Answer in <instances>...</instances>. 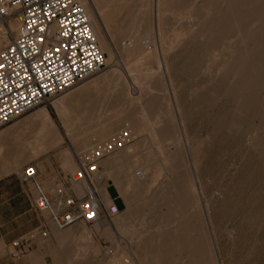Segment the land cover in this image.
I'll use <instances>...</instances> for the list:
<instances>
[{
	"label": "rangeland",
	"instance_id": "1",
	"mask_svg": "<svg viewBox=\"0 0 264 264\" xmlns=\"http://www.w3.org/2000/svg\"><path fill=\"white\" fill-rule=\"evenodd\" d=\"M164 1L86 0L114 51L112 61L92 80L113 70L121 77L84 93L63 114L57 113L55 105L90 81L35 109L49 114L62 138L61 146L48 148L38 159L21 166L13 165L10 173L39 165L57 169L65 182L74 173L64 166L66 159H71L76 169L79 155L108 142L94 132L114 138L127 127L133 140L100 161L105 173L103 162L122 156L116 159L112 178L103 174L105 180L98 187L104 205L110 203L107 190L113 197L119 195L124 205L111 221L101 220L92 226L78 222L65 229H57L49 213L42 214L48 238L13 264H136L137 245L169 246L166 239L176 229L189 237L194 232L205 244L211 243L219 264H264V88L238 96L246 79L234 76L233 68L225 64L232 54H247L251 62H262L264 52L257 54L258 41L254 42L261 31L250 23L229 25V19L219 18L223 8L216 9L215 4L198 23L161 14L158 5ZM196 1L182 3L200 5L203 0ZM254 4L259 6L264 0ZM119 10L120 19L151 30L150 38L155 40V48L145 50L149 55L130 67L116 53L117 42L109 38L100 22L102 17L105 24L114 26ZM120 41L122 44L125 39ZM138 86L140 93L135 89ZM70 126L74 133L90 134L85 147L73 146L66 131ZM27 140L33 141L34 136H25ZM57 178L58 174L48 178L52 186L43 185L42 189L50 195L66 189V184L55 182ZM17 182L12 174L0 176V203L17 193ZM29 186L33 193L32 184ZM6 245H1L0 252L8 256ZM36 248L39 252H34ZM173 262L181 264L175 257Z\"/></svg>",
	"mask_w": 264,
	"mask_h": 264
},
{
	"label": "built area",
	"instance_id": "2",
	"mask_svg": "<svg viewBox=\"0 0 264 264\" xmlns=\"http://www.w3.org/2000/svg\"><path fill=\"white\" fill-rule=\"evenodd\" d=\"M18 25L14 31L11 26ZM106 67L92 33L89 18L76 0H0V129L63 95ZM130 131L121 130L77 158V170L67 176V188L50 195L36 181L37 169L26 165L12 175L32 184L35 211L49 218L57 229L78 222L92 226L111 221L121 211L114 200L104 205L99 185L105 180L99 163L131 144ZM84 183L78 196L74 186ZM40 225L6 245L11 261L21 260L37 242L48 238ZM1 264V263H0Z\"/></svg>",
	"mask_w": 264,
	"mask_h": 264
},
{
	"label": "bare ground",
	"instance_id": "3",
	"mask_svg": "<svg viewBox=\"0 0 264 264\" xmlns=\"http://www.w3.org/2000/svg\"><path fill=\"white\" fill-rule=\"evenodd\" d=\"M76 1H78L82 5L84 11L86 12L89 18L92 33L96 39L99 49L104 55H106L107 57L106 65H108L110 61H112L111 59L113 58V53H114V51L112 53V50L109 49V46L107 44V40L109 39L106 40L107 36L105 38L104 34L101 31L100 25L93 18V15L88 9L86 0H76ZM254 1L255 0H203L202 3L198 5L195 3L197 2L195 0L193 4H189L188 6H185V5L183 6V3H182L183 0H165L162 4L159 3L158 12L161 14H170L171 16H175L177 18L186 17L198 23L205 19V17L208 15L209 11L211 10V7H213L212 5L215 4L217 6L215 7L216 9H220V7L223 8V11H221L222 15L219 18L229 19L230 20L229 22H231L229 25L231 26L233 25L234 27H240L243 23L244 24L250 23V24H254L253 26H256L259 28L261 33L257 39H254V42L257 43L258 41V43L257 44L253 43V45L256 44L255 46L257 49V54H259L262 51L264 52V4L255 6ZM120 12L121 11L119 10L116 13V16L114 18V23L116 24L114 26H110V24H105L102 17H100V20H101L100 22L102 23V26L106 34L109 36V38L114 39L117 42V44L115 43V48L117 45L116 53L119 55H122L123 58L125 59V64L130 67V65L135 64V62H138V60H140L141 58L147 57L149 55L146 53L145 50H148L149 48H155V45H154L155 40L153 39V36L150 38L152 34L151 30L147 28H143V27H137L134 21H130V20L126 21V18L120 19ZM210 21H213L212 18L210 19ZM11 28L14 31H17L18 25H13L11 26ZM227 28L228 27H225L224 30H226ZM144 37L146 38L149 37L150 39L145 40ZM120 39H125V42L124 43L122 42L121 44ZM248 47L245 48L244 50L248 51L249 50ZM122 56L120 57L122 58ZM245 56H242V55L238 56L237 54H232L225 63L226 66L233 68L232 73L234 74V76H239V78L242 81L244 80V78L246 79V85L242 86L241 90L239 88L240 93L238 94V96H241V95L243 96V94H248L246 92L248 90H251V92H254V93L255 92L258 93V92H261L262 89L264 88V75H262L261 73V72L264 73V58L262 57L263 59L262 62L259 61L260 59L258 60L259 62H257L255 59L256 63H253L250 61L251 58L249 57L247 58V56L246 57ZM125 69L127 71V69L129 68L125 67ZM154 75L155 74H151L152 77H154ZM127 76L130 78L131 75H127ZM92 77L85 80V81H90L89 84H87V86L81 88L79 91L75 92L73 95L71 94V96H68L67 98L62 99L61 101H59V103L55 105V110L57 111L58 114H63L65 110L67 112L69 108L68 106L74 101H76L77 98L84 95V93L86 94V92H90L91 90H95L98 87L107 85L108 83L111 82V79H116V78L118 79L121 76L119 73L114 72L113 70L107 76H101L93 80H92ZM75 87L76 85L68 91H72V89H74ZM87 87H92V89L86 90ZM135 89L140 93L139 86L138 88H135ZM235 92H236V89H235ZM38 107L40 106H37L30 112L34 111ZM263 108H264V105H263ZM259 110L262 114L261 109H258V111ZM261 114H259L260 119H261V116L263 115ZM25 115H23L22 117H24ZM19 119L14 121V122L19 121L17 122V124L19 123L17 125V128L27 133H32V132L35 133L37 136L36 138V142L38 144L37 146H39L41 149L46 150L50 146H57L62 143V138L60 137L56 127L53 125V122L50 119L49 114L46 112V110L41 109V110L36 111L32 115L25 116L21 120ZM94 128L98 130V126H95ZM66 129H67L66 131L69 134H71L70 135L71 137L69 136V134L68 136L74 147H76L77 149H81L86 146L88 142L87 137L90 136L89 133H86V134L74 133L72 132L73 129L71 126L66 127ZM123 130L130 131L127 127ZM93 134L99 137L101 141L103 140L110 141L112 140L111 138H113V135L112 136L109 135L110 137H107L106 134H102V133L97 134L94 132ZM132 140H133V137H132ZM116 159H122V156ZM116 159L112 158L109 160H105L103 162V164L107 166L105 173H103L104 175L107 176V178H112V175H113L112 170L115 168L114 164L116 162ZM76 170H77V165H76ZM76 170L74 171V173L76 172ZM13 172H15V170ZM78 186H82L85 190L84 183L74 186L73 190H75ZM193 187L194 186L192 184V188ZM194 204H196V201H194ZM117 221L118 220H116L114 224H116ZM173 232L175 234L171 238L166 239V241L170 242V245H172L170 248H169L170 245L168 246V244H165V246L154 245L152 243L144 244V245H137L135 252H134V254L136 255L135 257H138V261H136V264H176L175 262H173L174 257L176 260H179L181 264H219L218 255L216 254L217 252L216 253L214 252L213 247L211 246V243L208 242L205 244L204 242H202L201 235H197V234L195 235L194 232H191L190 234L191 236L189 237L186 234L187 232H182V231H179L178 229L174 230ZM166 241L165 243H167ZM169 249H171L172 251H168Z\"/></svg>",
	"mask_w": 264,
	"mask_h": 264
},
{
	"label": "crops",
	"instance_id": "4",
	"mask_svg": "<svg viewBox=\"0 0 264 264\" xmlns=\"http://www.w3.org/2000/svg\"><path fill=\"white\" fill-rule=\"evenodd\" d=\"M89 84V83H88ZM87 86V84H86ZM75 89V88H74ZM92 89V87H87L86 90ZM21 120V119H20ZM19 122V121H17ZM14 122V124H17ZM24 134V135H23ZM27 135H33L34 140L25 142L24 138ZM35 133H27L19 130L17 126L10 129L0 130V176H8L13 165H19L23 162L33 161L38 159L45 150L37 146ZM57 146H50L49 148H57ZM48 149V148H47ZM13 150V153L10 152ZM10 153V154H9ZM29 156H32L31 158ZM66 169L70 171H75V164L71 159H66L64 162ZM20 168V167H19ZM37 177L36 181L43 187L52 186V183H48V178L53 177L58 174V178L55 182L65 185L63 178L61 177V172L55 168H44L41 169L39 165H36ZM46 173V175L44 174ZM57 173V174H56ZM18 183V191L11 196L7 201L0 203V247L1 245H6L9 242L21 238L28 234L30 231L36 227L42 225L43 215L38 214L32 206L31 197L32 190L28 185H22ZM78 196H82L84 188L78 186L75 189ZM117 192V191H116ZM107 196L110 200L117 201V206L120 208L124 205L120 196H112L107 190ZM106 197V199H108ZM116 203V202H115ZM40 248H36L34 252H39ZM0 263L1 264H13L7 255L0 252Z\"/></svg>",
	"mask_w": 264,
	"mask_h": 264
}]
</instances>
